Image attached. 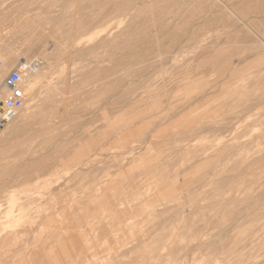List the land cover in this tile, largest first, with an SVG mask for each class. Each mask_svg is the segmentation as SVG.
Masks as SVG:
<instances>
[{
  "label": "rangeland",
  "instance_id": "rangeland-1",
  "mask_svg": "<svg viewBox=\"0 0 264 264\" xmlns=\"http://www.w3.org/2000/svg\"><path fill=\"white\" fill-rule=\"evenodd\" d=\"M187 1L0 0V264H264V0Z\"/></svg>",
  "mask_w": 264,
  "mask_h": 264
},
{
  "label": "built area",
  "instance_id": "built-area-1",
  "mask_svg": "<svg viewBox=\"0 0 264 264\" xmlns=\"http://www.w3.org/2000/svg\"><path fill=\"white\" fill-rule=\"evenodd\" d=\"M40 67L39 61H21L0 82V134L24 109L28 100L27 83Z\"/></svg>",
  "mask_w": 264,
  "mask_h": 264
},
{
  "label": "bare ground",
  "instance_id": "bare-ground-1",
  "mask_svg": "<svg viewBox=\"0 0 264 264\" xmlns=\"http://www.w3.org/2000/svg\"><path fill=\"white\" fill-rule=\"evenodd\" d=\"M188 1H190V0H188ZM187 1V2H188ZM192 1V0H191ZM219 1V0H218ZM197 3V2H196ZM210 3V2H209ZM223 4V3H222ZM221 4V5H222ZM187 5H189V4H187ZM192 5V4H191ZM194 5H195V3H194ZM226 5V4H225ZM224 5V6H225ZM220 6V5H219ZM223 6V7H224ZM203 7V6H202ZM220 7H222V6H220ZM219 7V8H220ZM129 8V7H128ZM182 8V7H181ZM196 8V7H195ZM225 8V7H224ZM231 9V8H230ZM181 10V9H180ZM194 10V9H193ZM219 10V9H218ZM192 11V10H191ZM222 11H224V10H222ZM231 11V10H230ZM233 11V10H232ZM194 12V11H193ZM216 12V11H215ZM219 12V11H218ZM190 13V12H189ZM213 13V12H212ZM233 14H235V12H232ZM125 14V13H124ZM217 14H219V13H217ZM180 15V14H179ZM204 15V14H203ZM235 16V15H234ZM220 17H221V13H220ZM235 18V17H234ZM217 19V18H216ZM239 20V19H238ZM237 20V21H238ZM211 21H214V20H211ZM223 21V20H222ZM208 22V21H207ZM230 22V21H229ZM239 22V21H238ZM237 22V23H238ZM233 25V24H232ZM247 26H248V24H247ZM208 27V26H207ZM191 29V28H190ZM254 30V29H253ZM252 30V31H253ZM255 32V31H254ZM257 33L255 32V35H256ZM200 35V34H199ZM194 36V35H193ZM259 36V35H258ZM198 37V36H197ZM196 37V38H197ZM195 38V39H196ZM259 38V37H258ZM78 42H79V39H77L76 41H75V43L76 44H78ZM263 43V42H262ZM205 48V47H204ZM203 48V49H204ZM198 49H200V48H198ZM206 50V49H205ZM11 51V50H10ZM211 51V50H210ZM13 52V51H12ZM12 52H9V53H12ZM200 52V51H199ZM12 54H14V53H12ZM12 54H11V56H12ZM16 54V53H15ZM14 54V55H15ZM200 54V53H199ZM239 54V53H238ZM201 55H202V53H201ZM15 56H17V55H15ZM9 58V57H8ZM2 59H4V58H2ZM6 60H9V59H6ZM6 60H0V63H2L1 61H5L6 62ZM7 63V62H6ZM2 65V64H1ZM0 65V66H1ZM3 66V65H2ZM51 70V69H50ZM50 70H49V72H50ZM47 72V71H46ZM48 74V73H47ZM51 74V73H50ZM49 75V74H48ZM45 80H47V75L45 76L44 75V71H43V68H42V66L40 67V69L36 72V73H34L32 76H31V78L29 79V81H28V83H27V87H26V91H27V94H28V100H27V102H26V105H25V107H24V109L23 110H25V113H23V114H21V113H19V115L17 116V118L16 119H14L10 124H9V126L7 127V128H13L14 129V131H15V134H16V136H18V137H21V136H23L24 134H26L27 133V128H26V125L29 123V122H32V121H34V122H32V123H35L36 121H38V122H36V123H38L39 124V122H43V121H45L44 119H45V114H47V110H50V109H53L54 108V103H53V101H51V100H46V104H44V105H41V107L39 108V111L41 110L42 112L41 113H36V114H32V115H30L31 113L29 112L31 109H30V107H28V103H30L33 99H32V97H34L35 95H34V93H33V84L35 83V82H41V81H45ZM260 82V81H259ZM262 86V85H261ZM4 96L6 95V93L4 92V94H3ZM45 101V100H44ZM221 108V107H220ZM22 110V111H23ZM44 111H46V113L45 114H43V112ZM216 114V113H215ZM36 120V121H35ZM35 123V124H36ZM43 128V127H42ZM43 131H44V129H43ZM42 131V132H43ZM29 133V132H28ZM44 134V133H43ZM52 137V136H51ZM32 139V138H31ZM12 144H8V147H10ZM7 147V146H6ZM6 152L8 153V152H10V149H7L6 150ZM13 153V155L15 154L14 153V151H12ZM15 155H17V153L15 154ZM42 163V162H41ZM38 165H39V163H38ZM32 167H34V166H32ZM38 168H39V166H38ZM3 169V168H2ZM1 169V170H2ZM34 169V168H33ZM38 171L39 169H35V170H33V171ZM1 173V172H0ZM9 174V173H8ZM171 189V188H170ZM245 235V234H244ZM251 256V255H250ZM249 257V256H248ZM245 261V260H244ZM256 261V260H255ZM254 261V262H255ZM257 262V261H256ZM258 263V262H257Z\"/></svg>",
  "mask_w": 264,
  "mask_h": 264
}]
</instances>
